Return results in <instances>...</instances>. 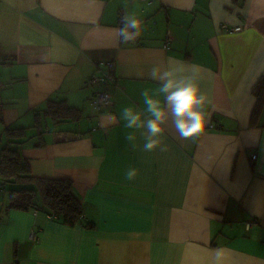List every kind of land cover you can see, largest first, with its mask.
<instances>
[{"label": "crops", "instance_id": "0c3cea01", "mask_svg": "<svg viewBox=\"0 0 264 264\" xmlns=\"http://www.w3.org/2000/svg\"><path fill=\"white\" fill-rule=\"evenodd\" d=\"M125 14L142 28L117 43ZM169 58L199 73L210 122L195 139L166 133L167 151L139 137L134 150L104 114L139 103ZM109 66L103 107L87 83ZM263 77L264 0H0V149L36 177L72 180L83 206L64 224L39 194L9 207L7 190L0 264H213L216 249L225 264H264Z\"/></svg>", "mask_w": 264, "mask_h": 264}, {"label": "clouds", "instance_id": "9594fccd", "mask_svg": "<svg viewBox=\"0 0 264 264\" xmlns=\"http://www.w3.org/2000/svg\"><path fill=\"white\" fill-rule=\"evenodd\" d=\"M121 27L116 29L117 43L134 40L141 31L142 22L135 15L125 14ZM148 78L155 82V89L141 91L139 103L121 106L119 113H105L110 123L121 124L127 130L125 139L136 149L138 137L142 138V150L167 151L162 141L166 133L174 132L180 139L202 136L211 116L207 111L209 97L199 82V73L173 58L154 65ZM138 170L129 168L127 180H134ZM213 264H225V252L216 249Z\"/></svg>", "mask_w": 264, "mask_h": 264}, {"label": "trees", "instance_id": "16d2710c", "mask_svg": "<svg viewBox=\"0 0 264 264\" xmlns=\"http://www.w3.org/2000/svg\"><path fill=\"white\" fill-rule=\"evenodd\" d=\"M256 96L261 101L264 100V77L256 88ZM75 111L80 113V110ZM24 137L23 131L13 135L15 139ZM0 179V189L11 192V208L29 210L36 206V197L39 194L46 210L56 215L64 224H74L83 216V206L73 193L72 180L34 176L19 151L8 145L0 149ZM86 226L91 227L88 224Z\"/></svg>", "mask_w": 264, "mask_h": 264}, {"label": "built area", "instance_id": "2783aa9c", "mask_svg": "<svg viewBox=\"0 0 264 264\" xmlns=\"http://www.w3.org/2000/svg\"><path fill=\"white\" fill-rule=\"evenodd\" d=\"M228 32H238L242 30L241 27L231 28L227 25L223 26ZM100 84V85H97ZM116 84V74L112 66L107 67L106 70H100L94 76L92 82H88L87 85H94L101 87L94 90V103L98 105L107 106L111 101L110 86ZM103 87V88H102Z\"/></svg>", "mask_w": 264, "mask_h": 264}, {"label": "rangeland", "instance_id": "374dc122", "mask_svg": "<svg viewBox=\"0 0 264 264\" xmlns=\"http://www.w3.org/2000/svg\"><path fill=\"white\" fill-rule=\"evenodd\" d=\"M2 142H4V141H2ZM2 203H4L5 205L8 203V196H7V190L4 191V190L0 189V205ZM0 209H1V206H0Z\"/></svg>", "mask_w": 264, "mask_h": 264}]
</instances>
